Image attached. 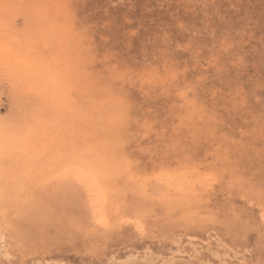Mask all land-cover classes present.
I'll return each mask as SVG.
<instances>
[{
  "label": "rangeland",
  "instance_id": "1",
  "mask_svg": "<svg viewBox=\"0 0 264 264\" xmlns=\"http://www.w3.org/2000/svg\"><path fill=\"white\" fill-rule=\"evenodd\" d=\"M49 1L0 0V264H264V0Z\"/></svg>",
  "mask_w": 264,
  "mask_h": 264
},
{
  "label": "bare ground",
  "instance_id": "2",
  "mask_svg": "<svg viewBox=\"0 0 264 264\" xmlns=\"http://www.w3.org/2000/svg\"><path fill=\"white\" fill-rule=\"evenodd\" d=\"M39 1V0H38ZM43 2L44 1H47V0H42ZM50 2H52L51 0L49 1V4H50ZM3 3H5V0H3ZM20 3V2H19ZM48 3V2H47ZM48 4V5H49ZM8 5H9V2H8ZM14 5V4H13ZM17 5V4H16ZM37 5V4H36ZM47 5V4H46ZM51 5V4H50ZM50 5H49V7H50ZM0 6H1V4H0ZM3 6V5H2ZM1 6V9H4V10H7V11H9L8 9H10L11 10V8H9V7H7V6H3L2 7ZM49 7H48V9H49ZM52 7V6H51ZM50 7V8H51ZM15 8V7H14ZM24 8V7H23ZM54 7H52L51 9H53ZM22 9V8H21ZM32 9V8H31ZM16 10V9H15ZM4 12V11H3ZM0 13H2V11L0 12ZM94 89V87L92 88L91 87V90H93ZM96 89V88H95ZM93 91H96V93H97V91L98 90H93ZM90 93V91L88 90L87 91V93ZM99 92V91H98ZM88 93V94H89ZM91 93H92V91H91ZM96 93H95V95H96ZM100 93V92H99ZM93 94H94V92H93ZM87 95V94H86ZM96 97V96H95ZM99 98V97H98ZM94 99V98H93ZM98 101V100H97ZM101 101V100H100ZM100 103V102H99ZM93 104H95V103H93ZM100 105V104H99ZM98 106V105H97ZM97 106H96V108H97ZM91 110V109H90ZM93 120V119H92ZM95 121V120H94ZM96 122V121H95ZM93 123V122H92ZM96 124V123H95ZM92 126H93V124H92ZM193 161V160H192ZM194 162V161H193ZM211 162V161H210ZM184 172V171H183ZM184 174V173H183ZM190 178V177H189ZM97 178L96 177H93L92 175L90 176H88V179L86 180V186H87V190L88 191H96V189H97ZM222 193V192H221ZM11 194H13V193H10L9 194V197H12V196H10ZM220 194V193H219ZM225 194V193H224ZM7 195V194H6ZM23 195V196H22ZM217 195V194H216ZM221 195V194H220ZM229 195V194H228ZM3 198H2V197ZM4 194L2 193V195H0V201L1 200H3L4 199ZM19 196H22L21 198H20V202H21V204H22V208H20V210H18L19 211V213L21 214V216H22V220L23 221H28L30 218H32L33 216H34V214H35V210H33V208H34V202H36V200H35V198H34V200H32V198L30 199H28V198H26V197H24L25 195L24 194H16V196H14V199L13 200H16V198L17 197H19ZM221 197V196H220ZM2 198V199H1ZM215 198V197H214ZM6 199H8V198H6L5 197V201H6ZM11 200V199H10ZM259 200V199H258ZM212 201V200H211ZM213 201H215V200H213ZM7 202V201H6ZM39 202V201H38ZM260 200L258 201V203L260 204ZM200 204V203H199ZM36 205H38V204H36ZM20 206V205H19ZM4 207V206H3ZM36 207V206H35ZM35 209V208H34ZM194 209V208H193ZM37 210V209H36ZM37 213V212H36ZM39 216V215H38ZM21 218V217H20ZM18 220V219H17ZM19 221V220H18ZM35 221V220H34ZM37 221V220H36ZM19 222H21V220L19 221ZM37 223H38V221H37ZM36 223V224H37ZM28 226V225H27ZM36 226V225H35ZM24 227V226H23ZM21 239V238H20Z\"/></svg>",
  "mask_w": 264,
  "mask_h": 264
}]
</instances>
